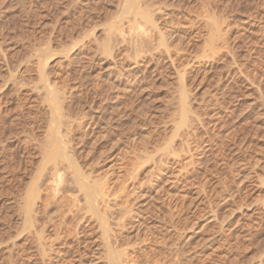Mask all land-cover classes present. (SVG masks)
Here are the masks:
<instances>
[{
	"label": "rangeland",
	"instance_id": "rangeland-1",
	"mask_svg": "<svg viewBox=\"0 0 264 264\" xmlns=\"http://www.w3.org/2000/svg\"><path fill=\"white\" fill-rule=\"evenodd\" d=\"M136 1L142 10L125 13L126 0H0V264L107 263L103 240L100 235L94 237V224L85 223L81 214L74 217L72 209L81 203V193L70 184L68 174L56 191L50 165L40 177L36 224H26L21 206L40 174L43 139H48V88L59 92V108L68 123L75 121L71 122L74 126L70 123L73 128L66 120L62 127L63 135L73 141L70 146L81 147L84 125L89 124L86 132H97L100 144L91 158L102 159L91 169L94 175L88 168L87 173L94 179L107 177L112 186L116 181L119 186L126 182V188L117 184L116 189L111 188L115 198L110 196L109 204L118 212L126 211L134 195H154H143L151 203L139 198L146 212L157 215L149 211L153 217L144 228L124 232L121 228L119 233V221L111 220L116 223L114 232L120 235L116 234L119 239L115 240L120 242L116 244L125 245L121 247L127 255L124 263L264 264V0ZM144 13L149 24L140 16ZM256 44L263 52L253 55L254 61H246L247 49ZM233 56L250 65L248 69L243 65L238 87ZM183 91L188 104L185 114ZM89 116L94 119L90 121ZM131 159L143 162L139 170ZM117 173H121L120 179ZM249 174L252 178H247ZM237 189L241 192L233 194ZM45 196L50 205L61 203L62 211L71 207L73 216L66 212L52 217L61 226L57 233L63 236L53 232L55 238L44 239L38 234L44 221L41 197ZM74 198L80 200L78 204ZM141 207L139 213L144 214ZM79 217L90 228L80 229ZM84 239L91 240L95 249L82 257L88 250L80 246ZM176 249L181 252L174 261L171 253Z\"/></svg>",
	"mask_w": 264,
	"mask_h": 264
},
{
	"label": "bare ground",
	"instance_id": "bare-ground-1",
	"mask_svg": "<svg viewBox=\"0 0 264 264\" xmlns=\"http://www.w3.org/2000/svg\"><path fill=\"white\" fill-rule=\"evenodd\" d=\"M140 9V7H139V4L137 3V1L136 0H126V3H125V13H132V12H138V10ZM142 9H140L139 11H141ZM144 12V11H143ZM140 13V12H139ZM147 13V12H146ZM146 13H144L143 15H140V16H142V18L144 17L145 18V20H147L146 22H147V24H149V22H151V20L149 19V17H148V15L146 14ZM136 14V13H135ZM122 17V16H121ZM134 17H136V16H134ZM140 18V17H139ZM144 18L142 19V20H144ZM135 19V18H134ZM138 18L136 17V20H137ZM135 20V21H136ZM139 20H141V19H139ZM149 21V22H148ZM140 22H143V21H140ZM145 22V23H146ZM137 23V22H136ZM224 23V22H223ZM139 24H141V23H139ZM152 24V23H151ZM220 24V23H219ZM138 25V24H137ZM136 25V26H137ZM146 25V24H145ZM140 26V25H139ZM143 26H144V24H143ZM218 26V25H217ZM217 26H216V28H217ZM140 28V27H139ZM218 28H220V27H218ZM217 28V29H218ZM145 29V28H144ZM139 30H141V29H139ZM218 30H221V29H218ZM122 31V33H123V30H121ZM144 31H146V30H144ZM215 31H216V29H215ZM137 32V31H136ZM139 32V31H138ZM141 32H143V31H141ZM217 32V31H216ZM220 32V31H219ZM218 32V33H219ZM139 34V33H138ZM218 35H220V34H218ZM218 35H216V36H218ZM221 36V35H220ZM219 37V36H218ZM222 37V36H221ZM125 38V37H124ZM220 38V37H219ZM223 38V37H222ZM125 41V40H124ZM138 42V41H137ZM140 43H142V42H140ZM211 43H213V41L211 42ZM165 45V44H164ZM105 47H107V46H105ZM135 47V46H134ZM212 47V46H211ZM223 47V46H222ZM218 48V47H217ZM105 49V48H104ZM138 49V48H137ZM222 49V48H221ZM109 50H111V48L109 49ZM108 50V51H109ZM142 50V49H141ZM248 50V54L247 55H245V59H246V61H251L254 57H253V55H255V54H261L262 52H263V48L262 47H260L259 45H254V46H252L251 48H249V49H247ZM136 51H138V50H136ZM235 51V50H234ZM233 51V52H234ZM236 52V51H235ZM247 52V51H246ZM221 53H222V51H221ZM231 54H233V53H231ZM246 54V53H245ZM264 54V53H263ZM223 55H225V54H223ZM234 55H236V54H234ZM241 56V55H240ZM234 57V60L235 59H237L236 57H238L237 55H236V57L235 56H233ZM243 58V57H242ZM224 59V58H223ZM244 59V60H245ZM240 60V59H239ZM243 60V59H242ZM253 61H254V59H253ZM43 62H45V61H43ZM42 62V63H43ZM234 62V64H235V67H236V69H235V71H234V82H235V84H236V86L238 87V83L240 82V80H241V78H242V73H243V70H245V69H243L242 70V67H243V65H245V64H243L244 62H240V61H238V59L237 60H235V61H233ZM248 63V62H247ZM246 63V64H247ZM263 63V62H262ZM233 64V65H234ZM39 65H40V63H39ZM43 65V64H42ZM42 65H40V66H42ZM258 65V64H257ZM246 67L247 66H250V65H245ZM234 67V66H233ZM234 67V68H235ZM39 68V67H38ZM243 68H245V67H243ZM247 69H248V67H247ZM233 74V73H232ZM245 76V75H244ZM246 77H248V75H246ZM232 78H233V75H232ZM247 79H249V78H247ZM251 79V78H250ZM233 81V80H232ZM247 82V81H246ZM264 82V81H263ZM16 83V82H15ZM262 83V82H261ZM16 84H18V83H16ZM15 84V85H16ZM20 84V83H19ZM20 85H22V84H20ZM263 85H264V83H263ZM262 86V85H261ZM50 87V86H49ZM114 87V86H113ZM249 87V86H248ZM19 88H21V87H19ZM57 89H59V88H57ZM110 89V88H109ZM117 89V88H116ZM108 90V89H107ZM106 90V91H107ZM17 91H19V90H17ZM101 91V90H100ZM240 91V90H239ZM20 92H22V91H20ZM238 92V91H237ZM263 92H264V90H263ZM57 93H59V92H57ZM57 93H56V91L53 89V88H48L47 89V93H46V98L45 97H43V98H45V101L48 103V106H49V118H50V120H49V126H48V130H47V134H48V139H46L47 141H45L44 139H43V143L45 144L44 145V156H43V161H42V163H41V167H40V174L35 178V180L33 181V183L31 184V186L29 187V190H28V192H27V195L25 196V198H24V196H23V198H24V202H23V205L21 206V208H22V210L25 212V214H26V218H27V220H26V224L27 225H29V226H33L34 224H36L35 222V216H34V213L36 212V211H38L37 210V208H36V206H37V199L38 198H40L39 196H40V194H39V192L40 191H42L40 188H39V184H40V177L42 176V172L43 171H46V169H47V167H48V165H50L51 167H49L48 168V171H49V173L51 174V178H52V181L54 182V183H56V186H55V190L57 191L58 190V188L60 187V184L62 183V179H63V177H64V175L65 176H67L66 174H68V177L67 178H69V180L68 181H70V184L71 185H73V186H75L76 188H77V190H78V194H80V195H78L80 198L82 197V200H81V203L82 202H84L82 205H79V204H81L78 200L76 201V198H74L75 200H73V201H76L77 202V204H78V202H79V204L78 205H76V208L77 209H72V210H75L76 212V215L74 214V217L76 216H79L80 214L82 215H80V217H81V219H85V223L86 222H89L90 224L89 225H93L94 224V226H92L93 228V230H94V237H97L96 235H100V237L102 238V240H103V246L102 247H104L105 248V250H104V253H105V261L107 260V263L106 264H126V263H124V261L126 260V262H127V259H125V257L127 256H125V254L123 255V252H125V251H123L122 252V249H121V247L124 245V243H122V246H121V244H119L120 245V247H119V245H117L116 243L118 242V241H116V240H118L119 238L117 237V235H119V234H117L118 232L120 233V229L122 228V230H123V232H124V230H126V231H128V230H131L132 231V229L134 228V230H138V229H142V228H144V226L148 223V219H150V218H152L153 216H150V214L152 213L150 210H148L147 208V211L149 212L150 211V214H148V212H146L145 211V207H141L140 206V202H139V198L140 197H144L145 198V196H143V195H146V194H142V196L140 195V197H139V195L138 194H136V195H134L135 196V198H134V201H133V204L131 205V204H128V201L127 200H125L126 201V203L128 204V205H130L129 206V208H127L126 206H123L122 205V207H126V211H123L124 210V208H122L119 212H118V210L116 211L110 204H109V199H111L112 197H114L115 198V196L113 195L112 196V189L116 186L115 184H117L118 185V183L119 182H117L116 180V182L114 183V185L112 186V183H110V182H108L106 179H107V177L105 178V180H104V178L102 179H100L99 177H101V176H105L102 172L101 173H98V171L96 172V173H98V174H103V175H101V176H99L98 178L99 179H97L96 177H95V179L94 178H92L91 176H90V174L89 173H87L88 171H86V168H88V170H90V173L92 174V171H91V169H93L94 170V165H96V166H98V164H100V161H98L99 159L101 160L102 158H99L98 159V157H94L93 155V158H91V154H93V151H95V150H98V148L99 147H96V145L97 144H100V143H97L98 141L96 140V135H97V132H94V133H92L91 131H88V132H86V127H88L89 126V124H86V125H84V129L85 130H83V131H85V133H86V135H84L85 136V138L84 137H82V144L80 143V145H81V147H79L78 149H75V147L77 148V146H75V145H73V146H70L72 143H73V141L72 140H70V141H72L71 143H70V141L68 140V138H66L67 136H66V134L65 135H63V133H64V131L62 132V127H63V124H66L65 122L68 120V118H67V120L65 119L66 118V116L64 117V115H63V111H62V113H61V111H60V108H59V98L57 97L58 95H57ZM104 93V92H103ZM184 93V91L181 93V95ZM105 94V93H104ZM187 94H185V96H186ZM59 96H60V94H59ZM62 96V95H61ZM106 96V95H105ZM185 96L184 95H182V98H181V100L183 101V111H184V114L185 113H187V112H185L186 111V106L188 105V104H186V100H185ZM7 97V96H6ZM102 97V96H101ZM110 97V96H109ZM188 97V96H187ZM186 97V98H187ZM235 97H236V95H235ZM42 98V99H43ZM62 98V97H61ZM72 98V97H71ZM107 98V97H106ZM63 99V98H62ZM61 99V100H62ZM80 99V98H79ZM5 100V99H4ZM9 100V99H8ZM93 100V99H92ZM121 100V99H120ZM237 100V99H236ZM11 101V100H10ZM71 101V100H70ZM80 101V100H79ZM81 101H82V99H81ZM81 101H80V103H81ZM89 101V100H88ZM102 101V100H101ZM45 102V103H46ZM65 102V101H64ZM93 102V101H92ZM122 102V101H121ZM264 102V101H263ZM74 103V102H73ZM84 103V102H83ZM260 103H261V101H260ZM120 104V103H119ZM186 104V105H185ZM63 105V104H62ZM77 105V104H76ZM91 105V104H90ZM89 105V106H90ZM94 105V104H93ZM115 105V104H114ZM113 105V106H114ZM262 105H263V103H262ZM110 106V105H109ZM121 106V105H120ZM182 106V105H181ZM10 107V106H9ZM63 107H64V105H63ZM93 107V106H92ZM98 107V106H97ZM101 107V106H100ZM137 107V106H136ZM188 107V106H187ZM79 108H81V107H79ZM87 108V107H86ZM85 108V109H86ZM99 108V107H98ZM113 108V107H112ZM120 108V107H119ZM118 108V109H119ZM63 109V108H62ZM91 109V108H90ZM136 108H134V110H135ZM237 109V108H236ZM65 110V109H64ZM77 110V109H76ZM93 110H95V109H93ZM110 110V109H109ZM112 110V109H111ZM122 110V109H121ZM241 110V109H240ZM262 110V109H261ZM80 111V110H79ZM82 111V110H81ZM122 111H124V110H122ZM137 111V110H136ZM182 111V110H181ZM189 111V110H188ZM86 112V111H85ZM84 112V113H85ZM241 112V111H240ZM67 113V112H66ZM75 113H77V112H75ZM105 113V112H104ZM239 113V112H238ZM46 114V113H45ZM77 114H79V113H77ZM109 114V113H108ZM118 114V113H117ZM124 114V113H123ZM69 115V114H68ZM71 115V114H70ZM70 115H69V117H70ZM73 115V114H72ZM76 115V114H75ZM75 115H73L74 116V120H76L75 118H76V116ZM80 115V114H79ZM82 115H84V114H82ZM262 115V114H261ZM264 115V114H263ZM48 116V115H47ZM85 116H87V114H85ZM98 116V115H97ZM113 116V115H112ZM119 116V115H118ZM184 116V115H183ZM251 116V115H250ZM64 117V118H63ZM82 117V116H81ZM88 117V116H87ZM87 117H85V118H87ZM90 117V116H89ZM99 117H101V116H99ZM109 117H111V116H109ZM120 117H121V115H120ZM119 117V118H120ZM16 118H18V117H16ZM15 118V119H16ZM84 118V119H85ZM96 118H98V117H96ZM102 118V117H101ZM113 118V117H112ZM38 119V118H37ZM40 119V118H39ZM63 119H64V121H63ZM70 119H72V118H70ZM70 119H69V121H70ZM88 119V118H87ZM91 119H94V117H90L89 118V120L91 121ZM99 119V118H98ZM98 119H97V121H98ZM103 120L105 119L104 117L102 118ZM110 119V118H109ZM109 119H108V121H109ZM183 119V118H182ZM21 119L19 118V121H20ZM66 120V121H65ZM115 119H113V121H114ZM18 121V122H19ZM34 121V120H33ZM105 121V120H104ZM103 121V122H104ZM111 121V120H110ZM181 121H183V120H181ZM47 122V120L45 121V123ZM64 122V123H63ZM71 122H74L75 123V121H70V123ZM85 122V121H84ZM101 122H102V120H101ZM112 122V121H111ZM14 123H15V121H14ZM48 123V122H47ZM67 123H68V121H67ZM70 123H68V124H70ZM83 123V122H82ZM95 123V122H94ZM97 123V122H96ZM95 123V125H97V124H99V123H97L96 124ZM105 123V122H104ZM18 124V123H17ZM33 124V123H32ZM37 124V123H36ZM68 124H67V126H68ZM72 124V123H71ZM71 124H70V126H71ZM101 124V123H100ZM103 124V123H102ZM106 124H107V122H106ZM106 124H104V125H106ZM110 124V123H109ZM109 124L106 126V128L109 126ZM10 125H12V123L10 124ZM35 125V124H34ZM47 125V124H46ZM73 125V124H72ZM76 125H79L78 123L76 124ZM82 125V124H81ZM74 126V125H73ZM73 126H71L72 128H73ZM83 126V125H82ZM92 126V125H91ZM255 126V125H254ZM258 126V125H257ZM13 127V126H12ZM15 127V126H14ZM29 127V126H28ZM32 127V126H31ZM69 127V126H68ZM79 127V126H78ZM77 127V128H78ZM95 127V126H94ZM102 127V126H101ZM105 127V126H104ZM119 127V126H118ZM235 127V126H234ZM17 128V127H16ZM15 128V129H16ZM34 128V127H33ZM64 128V127H63ZM65 128H67L66 126H65ZM70 128V127H69ZM76 128V129H77ZM83 128V127H82ZM100 128V127H99ZM105 128V129H106ZM113 128V127H112ZM117 128V127H116ZM254 128V127H253ZM257 128V127H256ZM259 128V127H258ZM12 129H14V128H12ZM11 129V130H12ZM80 129H81V126H80ZM90 129V128H89ZM92 129V128H91ZM111 129V128H110ZM237 129V128H236ZM235 129V130H236ZM35 130L37 131L38 129H36V127H35ZM40 130V129H39ZM68 130V129H67ZM71 130V129H70ZM79 130V129H78ZM95 130V129H94ZM97 130V129H96ZM99 130H101V129H99ZM102 130H104V129H102ZM107 130V129H106ZM109 130V129H108ZM107 130V131H108ZM119 130V129H118ZM16 131V130H15ZM81 131H82V129H81ZM83 131H82V133H83ZM93 131V130H92ZM254 131V130H253ZM259 131V130H258ZM67 132V131H66ZM73 132V130L71 131V133ZM17 133V132H16ZM79 133V132H78ZM109 133V132H108ZM135 133V132H134ZM237 133V132H236ZM243 133V132H242ZM69 134V133H68ZM75 134V133H74ZM111 134H113V132L111 133ZM19 135H21V134H19ZM73 135V134H72ZM82 135V136H83ZM120 135H122L123 136V134H120ZM131 135V134H130ZM133 135V134H132ZM237 135V134H236ZM239 135V134H238ZM104 136H105V133H104ZM70 137V136H69ZM92 137V138H91ZM100 138H101V136H99ZM119 137V136H118ZM244 137V136H243ZM242 137V138H243ZM252 137V136H251ZM45 138V137H44ZM71 138V137H70ZM80 138H81V136H80ZM84 138V139H83ZM106 138V137H105ZM104 138V139H105ZM115 138V137H114ZM135 138V137H134ZM236 138V137H235ZM241 138V137H240ZM75 139H76V136H75ZM75 139H73V140H75ZM107 139V138H106ZM124 139V138H123ZM233 139H234V137H233ZM103 140V138L101 139V141ZM112 140V139H111ZM119 140H121L120 138H119ZM118 140V141H119ZM125 140V139H124ZM136 140V139H135ZM235 140V139H234ZM255 140V139H254ZM117 141V140H116ZM242 141V140H241ZM75 142V141H74ZM79 142V141H78ZM110 142V141H109ZM113 142V141H112ZM29 143V142H28ZM123 143H124V141H123ZM137 143V142H136ZM41 144V143H40ZM74 144H77V142L76 143H74ZM105 144V143H104ZM135 144V143H134ZM32 145V144H31ZM43 145V144H42ZM167 145V144H166ZM27 146H28V144H27ZM26 146V147H27ZM98 146V145H97ZM137 146V145H136ZM239 146H240V144H239ZM101 147V146H100ZM122 148V147H121ZM129 148V147H128ZM132 148V147H131ZM130 148V149H131ZM134 148H135V145H134ZM31 149V148H30ZM95 149V150H94ZM102 149H104L103 147H102ZM124 149V148H123ZM140 149V148H139ZM138 148H137V150H139ZM246 149V148H245ZM244 149V150H245ZM255 149V148H254ZM29 150V149H28ZM27 150V151H28ZM104 150H107V149H104ZM104 150H102L103 152L102 153H104L105 152V154L104 155H106L107 153V151H104ZM109 150V149H108ZM124 150H127V149H124ZM134 149L132 148V151H133ZM136 150V149H135ZM136 150V151H137ZM141 150V149H140ZM31 151V150H30ZM29 151V152H30ZM121 151V150H120ZM240 151V150H239ZM240 152H242V151H240ZM244 152V151H243ZM257 152V151H256ZM101 153V154H102ZM121 153V152H120ZM124 153V152H123ZM135 153V152H134ZM133 153V155H131V156H134L135 154ZM41 154V153H40ZM99 154V153H98ZM131 154V153H130ZM241 154V153H240ZM42 155V154H41ZM95 155V154H94ZM103 155V154H102ZM116 155V154H115ZM99 156H101L100 154H99ZM109 156V155H108ZM124 156V155H123ZM130 156V155H129ZM138 156V155H137ZM137 156H136V160H137ZM146 156V155H145ZM113 157V156H112ZM120 157H121V154H120ZM241 157H242V155H241ZM253 157V156H252ZM83 158V159H82ZM127 158V157H126ZM140 158H141V156H140ZM146 158H147V156H146ZM15 159V158H14ZM87 159L89 160V162L87 161ZM124 158H122V160H123ZM129 159V158H128ZM138 159H139V157H138ZM151 158H149L148 157V160H150ZM249 159V158H248ZM247 159V160H248ZM255 159V158H254ZM257 159V158H256ZM111 160V159H110ZM132 160V159H131ZM135 159H133L132 160V163L133 162H135L134 164H137V162H138V160H137V162H136V160L134 161ZM26 161H28V160H26ZM31 161V160H30ZM98 161V162H97ZM125 161H127V160H125ZM250 161V160H249ZM255 161V160H254ZM260 161V160H259ZM107 162H109V161H107ZM25 163H27V162H24V164ZM143 163V162H142ZM142 163H140V164H137V165H135V167L136 168H138V170L140 169V167L141 166H138V165H141ZM146 163H148L149 164V161H147ZM258 164H259V162H257ZM31 164V163H30ZM102 164V163H101ZM129 164V163H128ZM131 164V163H130ZM264 165V164H263ZM262 165V166H263ZM105 166V165H104ZM109 166V165H108ZM130 166V165H129ZM255 166H257V164H256V162H255ZM254 166V167H255ZM36 167V166H35ZM131 167V166H130ZM251 167V166H250ZM96 168V167H95ZM98 168V167H97ZM144 168V167H143ZM253 168V167H252ZM263 168V167H262ZM23 169H24V167H23ZM36 169V168H35ZM100 169V168H99ZM101 169H103V168H101ZM134 169V168H133ZM151 169H153V168H151ZM151 169H149V170H151ZM254 169V168H253ZM25 170V169H24ZM137 170V171H138ZM161 170V169H160ZM251 170V169H250ZM256 170V169H255ZM264 170V169H263ZM26 171H27V169H26ZM30 171L32 172L33 170H31L30 169ZM130 171V170H129ZM142 171V170H141ZM148 171V170H147ZM27 172H29V170L27 171ZM104 172V171H103ZM136 172V171H135ZM252 172V171H251ZM95 173V176H97V174ZM132 173V172H131ZM131 173H130V176H131ZM139 173V172H138ZM148 173H150V171L148 172ZM30 174V173H29ZM121 173H117V175H118V177H119V179H120V177L122 176V175H120ZM137 174V173H136ZM140 174V173H139ZM146 174V173H145ZM45 175V174H44ZM92 175H94V171H93V174ZM151 175V174H150ZM238 176H239V174H237ZM46 176V175H45ZM48 176V175H47ZM106 176H107V174H106ZM133 176V175H132ZM154 176H156V175H154ZM135 177V176H134ZM139 177V176H138ZM150 177H152V176H150ZM241 177V176H240ZM245 177V176H244ZM248 177H251L252 178V175H250L249 174V176H247V178ZM124 178V177H123ZM132 178V177H131ZM137 178V177H136ZM159 178V177H158ZM237 178V177H236ZM33 179V178H32ZM92 179V180H91ZM110 179V178H109ZM127 179V178H126ZM146 179V178H145ZM151 179V178H150ZM104 180V181H103ZM122 180V179H121ZM131 180V179H130ZM135 180V179H134ZM142 180V179H141ZM148 180V179H147ZM152 180V179H151ZM241 180V179H240ZM109 181H112V180H109ZM114 181V180H113ZM126 180H124L123 179V182H125ZM137 181V180H136ZM144 181V180H143ZM159 181V180H158ZM244 181V180H243ZM48 182V181H47ZM148 182H149V180H148ZM121 183V182H120ZM141 183H142V181H141ZM48 184V183H47ZM126 184V182L124 183V185ZM121 185L122 186H119V188H123V187H125L122 183H121ZM133 185V184H132ZM140 185V184H139ZM142 185V184H141ZM240 185V184H239ZM43 186V185H42ZM47 186H49V185H47ZM137 186V185H136ZM51 187V186H50ZM113 187V188H112ZM139 187V186H138ZM162 187V186H161ZM244 187V186H243ZM44 188V187H43ZM112 188V189H111ZM117 188V187H116ZM116 188H114V189H116ZM126 188V187H125ZM163 188V187H162ZM47 189H48V187H47ZM50 189H52V188H50ZM136 189H139V188H136ZM135 189V190H136ZM150 189V188H149ZM243 189V188H242ZM40 190V191H39ZM54 190V191H55ZM73 190V189H72ZM118 190V189H117ZM121 190H123V189H121ZM125 190V189H124ZM134 190V191H135ZM156 190V189H155ZM46 191V190H45ZM61 191V190H60ZM60 191L58 192V193H60ZM75 192H77V191H75ZM114 192V191H113ZM146 192V191H145ZM159 192V191H158ZM241 192V190L240 189H237L236 190V192L235 193H233V194H239ZM120 193V192H119ZM140 193V192H139ZM144 193V192H143ZM150 193V192H149ZM56 195V193H54L53 192V195ZM115 195H116V191H115V193H114ZM42 195H43V193H42ZM63 195V194H62ZM158 195H160L159 193H158ZM44 196V195H43ZM110 196H111V198H110ZM146 196H148V198H149V196H153L154 197V195H146ZM239 196V195H238ZM237 196V197H238ZM56 197V196H55ZM76 197V196H75ZM78 197V199H80ZM129 197V196H128ZM153 197H151V199L153 198ZM155 197H157V195H155ZM235 197H236V195H235ZM51 199H52V197H50ZM71 198V197H70ZM73 198V197H72ZM114 198H113V200H114ZM127 198V197H126ZM131 198V197H130ZM68 199V198H67ZM129 199V198H128ZM133 199V198H132ZM143 199V198H142ZM146 199V198H145ZM160 199V198H159ZM226 199V198H225ZM39 200V199H38ZM41 200H42V207L43 208H40V213H42L41 215H43V217L44 218H42V220H44L43 222L41 221L40 223H42L38 228H39V230H37L38 231V234L41 236H43L42 238H44L45 236H47V237H51L52 238V236L55 238V233H56V235L57 236H59L60 235V233H57V231L59 230V229H57V228H60L61 226H59V225H56V224H54L53 222H55V221H53V218L52 217H54L55 215L56 216H59L60 217V215H65L66 214V212H68L69 213V211L70 212H72V210H71V204L73 203H70V205H69V207L70 208H63V210H65V211H62L61 209H60V207L62 206L61 205V203H60V206H57L56 204H52V205H50V202H48V200H49V197H47V196H45L44 198H42L41 197ZM59 200H62V199H58V201ZM154 200V199H153ZM156 200V199H155ZM210 200V199H209ZM40 201V200H39ZM50 201V200H49ZM72 201V200H71ZM141 201V200H140ZM146 201H150V203H151V200H148V199H146ZM146 201H143L144 203L146 202ZM222 201H225V200H222ZM18 202V201H17ZM115 202V201H114ZM157 202V201H156ZM52 203V202H51ZM75 203V202H74ZM111 203H112V201H111ZM122 203H124V201L122 202ZM126 203H124L125 205H126ZM212 203V202H211ZM141 204H142V202H141ZM146 204V203H145ZM144 204V205H145ZM65 205V204H64ZM68 205V204H67ZM117 205H118V203H117ZM147 205V204H146ZM152 205H153V203H152ZM151 205V206H152ZM214 205V204H213ZM225 205V204H224ZM50 206H51V208H50ZM147 206H149V205H147ZM156 206V205H155ZM221 206V205H220ZM20 207V206H19ZM41 207V206H40ZM139 207H141L142 209H141V211L142 210H144L143 212H144V214H142L141 212V214L139 213ZM212 207V206H211ZM241 207V206H240ZM249 207V206H248ZM120 208V207H119ZM136 208H138L137 210H135ZM144 208V209H143ZM156 208V207H155ZM42 209V210H41ZM128 209V210H127ZM164 209H166V208H164ZM212 209V208H211ZM239 209V208H238ZM241 210V209H240ZM118 212V213H116V212ZM138 211V212H137ZM80 212H82V213H80ZM36 213H38V212H36ZM128 213V214H127ZM137 213V214H136ZM154 213V212H153ZM152 213V214H153ZM70 214V213H69ZM136 214V215H135ZM151 214V215H152ZM70 215H72L73 216V214H70ZM154 216H157L155 213L153 214ZM38 216V215H37ZM36 216V217H37ZM68 216V215H67ZM144 216H146L145 218H144ZM64 217V216H63ZM80 217L78 218V220L80 219ZM139 217V219L137 220L136 218H138ZM159 217V216H158ZM39 218V217H38ZM155 218V217H154ZM40 219V218H39ZM66 219V218H65ZM113 219L115 220H117V221H119V223L117 222V226H119L120 228L119 229H117V228H115V229H117V230H119L117 233H115L114 232V228H112V226L113 227H115L114 225H116V223L115 224H113ZM157 219V218H156ZM41 220V219H40ZM56 220H58V218L56 219ZM60 220V219H59ZM62 220H64V219H61V221ZM70 220V219H69ZM72 220V219H71ZM74 220V219H73ZM77 220V221H78ZM112 220V221H111ZM53 221V222H52ZM80 221L81 220H79V226L78 227H80V229H82V228H84V229H87V228H90L89 226H86L84 223L83 224H81L80 223ZM146 221H147V223H146ZM152 221V220H151ZM38 222H39V220H38ZM57 222V221H56ZM58 222H60V221H58ZM58 222H57V224H58ZM66 222V221H65ZM112 222V223H111ZM53 223V224H52ZM61 223V222H60ZM69 223V222H68ZM68 223H66V224H68ZM71 223V222H70ZM146 223V224H145ZM38 224V223H37ZM75 224V223H74ZM73 224V225H74ZM62 225V224H61ZM152 225V224H151ZM35 226V225H34ZM71 226V225H70ZM194 226V225H193ZM69 227V226H68ZM239 227V226H238ZM243 227V226H242ZM241 227V228H242ZM67 228V227H66ZM73 228V227H72ZM74 228H75V226H74ZM76 228H77V226H76ZM191 228H193L192 227V225H191ZM61 229V228H60ZM92 229H91V231H92ZM67 230V229H66ZM70 230V229H69ZM97 230V231H96ZM122 230H121V232H122ZM65 231V230H64ZM89 231V230H88ZM87 231V232H88ZM33 232V231H32ZM53 232H55L54 234H53ZM66 232V231H65ZM71 232V231H70ZM83 232H84V230H83ZM90 232V231H89ZM36 233V232H35ZM67 233V232H66ZM86 233V232H85ZM84 233V234H85ZM91 233V232H90ZM128 233V232H127ZM260 233V232H259ZM37 234V233H36ZM117 234V235H116ZM149 234V233H148ZM62 236H63V234H61ZM60 235V236H61ZM86 235V234H85ZM91 235V234H90ZM121 235L123 236V234L121 233ZM125 235V234H124ZM127 235V234H126ZM145 235V234H144ZM179 235V234H178ZM238 235H239V233H238ZM237 235V236H238ZM242 235V234H241ZM240 235V236H241ZM72 236V235H71ZM120 236V235H119ZM122 236H121V239H122ZM129 236V235H128ZM128 236H126V237H128ZM183 236V235H182ZM36 237V236H35ZM115 237H117V238H115ZM123 237H125V236H123ZM246 237H248V236H246ZM257 237V236H256ZM38 238V237H37ZM36 238V239H37ZM58 238V237H57ZM65 238V237H64ZM72 238V237H71ZM177 238V237H176ZM40 239V238H39ZM45 239V238H44ZM61 239V238H60ZM91 239V238H90ZM116 239V240H115ZM126 239V238H125ZM128 239V238H127ZM182 240H183V238H181ZM250 239H251V237H250ZM263 239H264V237H263ZM33 240V239H32ZM42 240V239H41ZM49 240H50V238H49ZM52 240V239H51ZM58 240V239H57ZM123 240H124V238H123ZM179 240V239H178ZM238 240V239H237ZM245 240V239H244ZM247 240H248V238H247ZM36 241V240H35ZM40 241V240H39ZM53 241H55L54 239H53ZM62 241V240H61ZM127 241V240H126ZM175 241V240H174ZM185 241H187V239L185 240ZM45 242V241H44ZM51 242V241H50ZM72 242V241H71ZM74 242V241H73ZM95 242V241H94ZM123 242V241H122ZM177 242V241H176ZM188 242V241H187ZM242 242H243V240H242ZM38 243V242H37ZM52 243V242H51ZM54 243V242H53ZM64 243V242H63ZM118 243H120V242H118ZM130 243V242H129ZM132 243V242H131ZM40 244H41V242H40ZM45 244V243H44ZM48 244H50V243H48ZM60 244V243H59ZM91 244H92V241L91 240H89V239H84V240H82L81 242H80V246L83 248V249H88L87 250V252L85 253V254H82V257H84V256H86V254H92V253H94V249H93V247H91ZM170 244H171V242H170ZM180 244V243H179ZM51 245V244H50ZM172 245V244H171ZM64 246V245H63ZM78 246V245H77ZM100 246V245H99ZM125 246V245H124ZM131 245L129 244V247H130ZM179 246V245H178ZM183 246V245H182ZM251 246H252V244H251ZM44 247V246H43ZM46 247V246H45ZM45 247H44V249H45ZM47 247H49V246H47ZM56 247V246H55ZM85 247V248H84ZM97 247V246H96ZM238 247V246H237ZM39 248H40V245H39ZM49 248H51V247H49ZM49 248H47L48 250H49ZM53 248V247H52ZM68 248V247H67ZM80 248V247H79ZM120 248V249H119ZM123 248V247H122ZM243 248V247H242ZM59 249V248H58ZM98 249H99V247H98ZM124 249H126V247H124ZM182 249V248H181ZM241 249V248H240ZM252 249V248H251ZM37 250H40V249H37ZM42 250V249H41ZM48 250H46V251H48ZM62 250V249H61ZM128 250V249H127ZM242 250V249H241ZM45 251V250H44ZM67 251V250H66ZM42 252V251H41ZM73 252V251H72ZM77 252V251H76ZM171 252V251H170ZM169 252V253H170ZM181 251H179V250H175V252L174 253H171V255H172V258H174L175 256L178 258V257H180V256H178V254L180 253ZM129 253V252H128ZM246 253V252H245ZM245 253H244V255H245ZM46 254V253H45ZM65 254V253H64ZM67 254V253H66ZM183 254V253H182ZM80 255V254H79ZM180 255V254H179ZM240 255V254H239ZM243 255V256H244ZM78 256V255H77ZM96 256V255H95ZM100 256V255H99ZM98 256V254H97V258L99 257ZM125 256V257H124ZM167 256V255H166ZM79 257V258H78ZM78 257H73V260L74 261H76L77 260V258H78V262H79V260H80V262L82 261L81 260V256H78ZM168 257H170V256H168ZM102 258V257H101ZM133 258V257H132ZM167 258V257H166ZM171 258V257H170ZM84 259V258H83ZM129 259H130V256H129ZM241 259V258H240ZM63 260V259H62ZM239 260V259H238ZM246 260V259H245ZM248 260H249V258H248ZM252 260H253V258H252ZM252 260H251V262H252ZM264 260V259H263ZM93 261V260H92ZM174 261H175V258H174ZM261 261V260H260ZM71 262H72V260H71ZM104 262V261H103ZM244 262V261H243ZM247 262H249V261H247ZM250 262V263H251ZM160 263V262H159ZM158 263V264H159ZM71 264H73V263H71ZM129 264V263H128ZM156 264V263H155ZM164 264V263H163Z\"/></svg>",
	"mask_w": 264,
	"mask_h": 264
}]
</instances>
